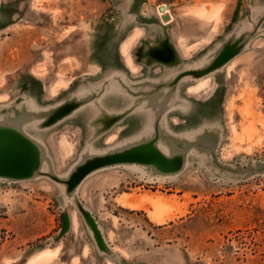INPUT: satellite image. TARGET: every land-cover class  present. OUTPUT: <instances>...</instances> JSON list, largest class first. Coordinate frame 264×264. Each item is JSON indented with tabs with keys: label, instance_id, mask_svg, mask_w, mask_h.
Wrapping results in <instances>:
<instances>
[{
	"label": "rangeland",
	"instance_id": "374dc122",
	"mask_svg": "<svg viewBox=\"0 0 264 264\" xmlns=\"http://www.w3.org/2000/svg\"><path fill=\"white\" fill-rule=\"evenodd\" d=\"M142 48L198 81L181 115L139 86L116 139L88 141L72 91L99 106ZM29 132L42 164L0 159V264H264V0H0V138Z\"/></svg>",
	"mask_w": 264,
	"mask_h": 264
},
{
	"label": "crops",
	"instance_id": "0c3cea01",
	"mask_svg": "<svg viewBox=\"0 0 264 264\" xmlns=\"http://www.w3.org/2000/svg\"><path fill=\"white\" fill-rule=\"evenodd\" d=\"M143 53L144 52L142 48L139 53L135 54L137 58L134 57V54L131 55V57L133 64L137 62V64L139 63L140 67L142 66L144 74L136 78L135 76H132V74L120 77L117 85L122 86L124 89H118L119 91H114L113 94H111V92H107L108 94H103V99L101 100L99 106L97 104L98 100H96L97 96L95 94L88 93L87 98L82 99L83 101L80 102L78 97V95L81 93L80 90L72 91L70 100L72 103L70 107V118L86 132V139H88V141L100 142L101 145H107L116 139V132L119 131L118 128L123 130V128L127 127V123L122 120L127 119L130 115H133V113H131L129 110L134 109L135 102L139 99L135 94V88L139 86L144 87L143 93L148 92L149 94H152L153 92L163 91L166 94H171L170 98H167L169 105H166V107L171 109L167 114H169V116H172V114L181 115L180 111L184 108L185 102L190 99V96L188 95V88L193 85L195 86L198 81L194 83L190 82V80L178 82V80L180 81L182 77H180L178 74L173 75L169 73L172 67L179 64L178 62L180 59L178 60V58L173 56L164 60L153 57H144ZM158 63L161 65H158ZM187 70L188 72L190 71L189 68H184L181 72L184 73ZM187 74L189 75V73ZM183 82H185V85ZM176 83L180 84L181 88L178 86L176 89ZM175 92L181 93V95H178V98L175 100L177 103L173 98ZM58 94L59 92L54 94V97H57ZM61 109H63V102L56 101L54 112ZM40 124V127L36 126L35 128L42 132V129L44 128L43 123ZM172 125L175 124L173 123ZM32 134L33 133L31 132L24 134L23 139L25 142L23 144L17 141L10 142L9 140H5L7 142L6 146L8 148V151L5 155L9 158V160L12 158V161L8 162L9 164L16 166L26 163V154L29 156V158L36 156L39 157L40 160V157L43 156L42 149L46 144V138L44 136H35ZM93 146L95 148H100V145L96 146L93 144ZM20 151L26 154L22 156ZM106 153L110 152H98L94 153V155L97 156ZM17 160L18 163L16 162ZM39 164H42L41 160ZM39 166L40 165L35 166L38 167L36 169L39 170Z\"/></svg>",
	"mask_w": 264,
	"mask_h": 264
},
{
	"label": "water",
	"instance_id": "95a60500",
	"mask_svg": "<svg viewBox=\"0 0 264 264\" xmlns=\"http://www.w3.org/2000/svg\"><path fill=\"white\" fill-rule=\"evenodd\" d=\"M166 18H167V16L164 15V19H166ZM0 144H1L0 159L2 161L3 160L6 161L7 163L9 161H12V158H11V160H9V158L5 155L8 151V148L6 146L7 142L5 141L4 138H0ZM134 157H135V153L133 151H129V152H125L122 154H115V155H111V156H104V157L93 159V160L89 161L88 163L84 164L83 166H81L79 168V170L75 174L72 175L71 180H72V182L78 181L89 170H91L97 166H100L102 164L114 162V161H119V160H132ZM16 162L18 163V160ZM23 164L24 163H22V165Z\"/></svg>",
	"mask_w": 264,
	"mask_h": 264
},
{
	"label": "bare ground",
	"instance_id": "6f19581e",
	"mask_svg": "<svg viewBox=\"0 0 264 264\" xmlns=\"http://www.w3.org/2000/svg\"><path fill=\"white\" fill-rule=\"evenodd\" d=\"M160 10H163V8L162 7H160ZM164 17V16H163Z\"/></svg>",
	"mask_w": 264,
	"mask_h": 264
}]
</instances>
